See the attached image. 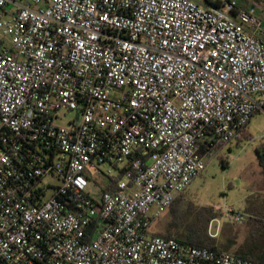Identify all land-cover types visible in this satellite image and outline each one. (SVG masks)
<instances>
[{
    "label": "built area",
    "instance_id": "1",
    "mask_svg": "<svg viewBox=\"0 0 264 264\" xmlns=\"http://www.w3.org/2000/svg\"><path fill=\"white\" fill-rule=\"evenodd\" d=\"M255 11L0 0V264H261L149 234L264 114Z\"/></svg>",
    "mask_w": 264,
    "mask_h": 264
},
{
    "label": "rangeland",
    "instance_id": "2",
    "mask_svg": "<svg viewBox=\"0 0 264 264\" xmlns=\"http://www.w3.org/2000/svg\"><path fill=\"white\" fill-rule=\"evenodd\" d=\"M235 1L243 9L256 10V14H259L258 9L264 5V0ZM61 117V125L65 126L75 114L62 111ZM246 130L255 141L240 142L234 139L222 146L218 152H213L206 158L205 170L179 198L183 204H193L197 210L202 208L213 210L216 218L208 223L206 235L213 240L214 246L235 255L251 241V237L259 238V228L263 224L257 221L259 214L249 220L243 212L245 204L252 199L248 197V180L251 181L249 186L255 192L252 204L261 207L264 213V176L256 153V149L264 144V114L255 115ZM113 174L115 175V172ZM106 182L101 178L102 184ZM90 188L93 190L94 187ZM236 217H241V221H236ZM171 222L172 217L168 210L152 224L149 234H166Z\"/></svg>",
    "mask_w": 264,
    "mask_h": 264
},
{
    "label": "trees",
    "instance_id": "3",
    "mask_svg": "<svg viewBox=\"0 0 264 264\" xmlns=\"http://www.w3.org/2000/svg\"><path fill=\"white\" fill-rule=\"evenodd\" d=\"M251 138L252 137L248 134L247 130H244L237 136L236 139L242 142L244 140L249 141ZM221 147L222 146H218L214 152H218ZM256 153L258 155L262 175L264 176V144L260 145L256 149ZM115 184L116 180H111V182L106 185L105 191H114ZM169 211L172 217V222L169 224V231L164 235H153L174 238L182 243L198 248H209L223 251L222 249L214 246L213 240L206 235L208 223L216 218V214L212 209L202 208L197 210L193 204H183L178 198L171 205ZM257 221H259V223H263L260 225L261 227L259 226V230L260 232H264L263 211H260ZM260 232L258 234L259 238L254 239V237H251V241L238 250L237 256L264 264V234H261Z\"/></svg>",
    "mask_w": 264,
    "mask_h": 264
},
{
    "label": "crops",
    "instance_id": "4",
    "mask_svg": "<svg viewBox=\"0 0 264 264\" xmlns=\"http://www.w3.org/2000/svg\"><path fill=\"white\" fill-rule=\"evenodd\" d=\"M258 156V155H257ZM228 167V166H227ZM248 184H247V190L249 191V198H252L251 201H248L247 204H245V206L243 207V212L244 214L247 215V217L249 218V220L254 219V215H257L260 213L261 207H256L254 204H252V201L254 200L253 195H254V191L253 189L249 186L251 181L248 180Z\"/></svg>",
    "mask_w": 264,
    "mask_h": 264
}]
</instances>
